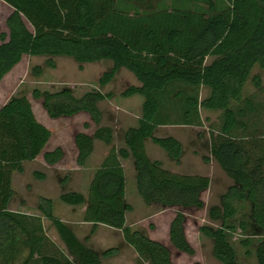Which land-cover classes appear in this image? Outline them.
Segmentation results:
<instances>
[{
	"label": "trees",
	"instance_id": "obj_1",
	"mask_svg": "<svg viewBox=\"0 0 264 264\" xmlns=\"http://www.w3.org/2000/svg\"><path fill=\"white\" fill-rule=\"evenodd\" d=\"M2 1L14 12L7 20L10 35H1L0 85L25 56L48 57L47 65L53 69L57 67L55 57H72L81 65L104 60L114 64L102 75L99 86L50 84L46 90L32 91L52 119L90 115L97 129L94 135H76L79 166H85L93 154L96 140L109 146L115 142V130L103 125L100 108L114 94L102 89L122 69L133 73L141 84L122 93L125 98L140 95L145 100L138 126L126 132V148L113 146L92 180L88 197L66 192L60 200L71 206L87 205L84 222L94 228L104 225L121 230L139 255L138 264H176L173 249L196 256L187 237L188 213L207 209L204 197L212 180L170 171L161 161L151 159L147 142L180 165L183 143L174 136L159 137L158 129L201 126V109L223 111L222 131L211 137V155L233 184L220 204L208 208L210 224L200 232L213 241V255L221 264H247L238 260L231 233L237 229L232 221L239 213L238 205L249 204L250 215L239 228L260 239L256 259L257 264H264V134L238 135V130L248 129L243 121L247 110L235 108L245 103L251 112L256 111L244 94L254 68L264 69V0ZM209 58L213 60L207 64ZM37 71L42 74V68ZM255 81L261 85L259 76ZM202 88L210 90L204 100ZM52 135L37 119L27 94L14 95L0 109V264H16L21 259V264H103L104 258L120 253L119 248L100 253L81 241L55 216L51 199L40 198L37 215L11 210L16 197L14 176L25 172V163L42 155L49 166L65 159L61 147L45 153ZM131 158L144 202L176 211L171 247L128 226L127 213L133 207L127 201L123 160ZM204 160L210 162V158ZM35 176L46 178L39 172ZM44 219L53 223L64 249L47 234ZM242 243L251 244L250 240Z\"/></svg>",
	"mask_w": 264,
	"mask_h": 264
},
{
	"label": "rangeland",
	"instance_id": "obj_2",
	"mask_svg": "<svg viewBox=\"0 0 264 264\" xmlns=\"http://www.w3.org/2000/svg\"><path fill=\"white\" fill-rule=\"evenodd\" d=\"M156 1V0H155ZM14 12L10 6L6 5L4 1L0 0V45L2 44L1 35L6 34L9 36L10 30L7 26V20L10 14ZM56 62V68L53 69L47 65L48 57H30L25 56L23 61L14 68V72L4 78L0 85V109L16 94H27L34 106L36 114L40 120L45 121L54 132V142H60L61 139L71 144L73 142L74 133L76 132H87L93 134L97 127L93 123L89 115H80L75 118H63V119H52L48 116L45 111L42 101L36 100L32 96V91L35 88L48 89L45 86L50 84H61V83H84L88 85L99 86V80L105 72H108L113 67L112 61H101L95 63H85L81 65L72 57H55L53 58ZM213 58L207 59L206 63L210 64ZM83 66V68H81ZM42 68V74L38 73L37 69ZM260 77L261 85L257 86L255 78ZM141 85L135 75L126 69H122L118 74L116 80H114L109 86L103 88L104 92L113 91L115 94L114 100L108 103H104L103 110L105 113L104 125L116 126L117 123L123 125L124 119H121L120 114L126 116L124 111H119L126 107L124 97L122 93L131 86ZM50 87V86H49ZM53 90L56 87L51 86ZM183 88V86H182ZM57 89V88H56ZM201 100L206 99L210 95V90L202 88ZM245 99H249L253 102L256 108L255 112H251L245 103L236 105L235 108H244L247 110V115L243 121L247 124L248 129L246 131L238 130V135H245L251 132H259L264 134V69L260 66H256L252 71L251 77L247 83L245 89ZM134 100V99H132ZM144 101V98H142ZM119 107V108H118ZM132 107L135 110L140 109L139 103L133 104ZM111 108L113 112L117 114V117L110 115ZM127 108V107H126ZM47 114V115H46ZM126 114V115H125ZM202 125L201 126H168L160 129L158 135H174L183 142L185 155L182 159L181 164L178 166L173 161H170L167 153L159 146H155L154 143L149 142V150L153 158L160 159L169 170L181 171L188 174H197L208 176L212 180V188L210 192L205 194V201L207 203V209L203 211H192L188 213L187 223V237L195 248L197 254L194 257L180 253L173 249V259L176 264H221L217 259L214 258L210 241L202 238L200 228L204 225L210 224L208 218V208L220 204L221 195L226 193L228 188L233 182L223 172L219 164L213 159L211 155V137L217 135L222 131L224 125V112L223 111H209L201 109L200 111ZM120 116V117H118ZM135 120V119H133ZM91 122V127L86 128V122ZM121 135L117 137V143H123ZM210 158V162H206L204 159ZM43 159H40L42 162ZM40 162H33L25 167V175L19 173L16 174L14 179V190L16 197L12 203V210L21 212L22 200L25 197L26 184L30 183L32 187L37 186L40 178L35 176V171L45 172L44 174L48 177V180L44 183L39 184L43 186L47 191L52 192L54 196V210L55 216L62 218L70 214V211L66 209L65 205L60 197L62 194L69 191H85L87 186L88 175L79 170L80 166L75 161L72 154H68L66 160L62 161L56 168L50 169L41 164ZM92 165H94L92 163ZM131 169V175H134V167L132 163H129ZM24 172V173H25ZM130 189L136 188L134 179L130 180ZM130 200L135 204L136 212L132 215V221H138L150 215L153 212L159 211L160 207H155L147 211H143L144 203L138 195V193L132 190L130 193ZM136 194V195H135ZM136 199L134 200V197ZM28 201L31 206L33 213L40 214L38 204L40 199L35 195L29 196ZM239 213L232 223L236 226V231L231 233V242L238 253V260L241 263L256 264V247L260 241L258 238L249 237L239 228V224L243 220H247L250 215V205L240 204L238 205ZM176 213V212H175ZM176 217V216H175ZM153 222L147 221L144 224L146 227ZM47 233L53 238L57 237L56 243L61 247L65 248L64 244L59 238V235L53 225V223L46 219L45 225ZM250 240L251 244L246 246L242 242ZM28 252H24L23 257L27 256ZM19 260L16 264H21Z\"/></svg>",
	"mask_w": 264,
	"mask_h": 264
},
{
	"label": "crops",
	"instance_id": "obj_3",
	"mask_svg": "<svg viewBox=\"0 0 264 264\" xmlns=\"http://www.w3.org/2000/svg\"><path fill=\"white\" fill-rule=\"evenodd\" d=\"M11 9H13V8L11 7ZM13 11H14V9H13ZM12 14H13V12L10 14V16ZM104 61H106V60H104ZM13 72H14V70L10 74H12ZM9 76L10 75H7V77H9ZM7 77L4 79V81L7 79ZM117 77H118V75L116 76V78ZM116 78L114 80H116ZM4 81H3V83H4ZM61 84H74V85H77V84H84V83H61ZM108 86H106L107 89H108ZM135 86H140V85H135ZM107 91L108 92H105V93H113L112 90L111 91L107 90ZM114 98H115V94H114ZM114 98L112 100H114ZM142 98L143 97L140 96V95H136V96L129 97V98H125L124 97V100L126 101L124 105L127 108L126 107H124V108H121V107L119 108L118 107L119 109H122V110H119V111H124L127 114V115L125 114L126 116H123V114H120L121 119L125 120V123L123 125H121L120 123H117L116 126H110V125H104L103 124L104 126L113 127L114 130H115V142H114V145H113L114 147H116L118 149L119 148H126V142H125L126 132L128 131V129L138 126L139 119H140V117L142 115V106H143L144 101H145V100L143 101ZM132 99H134V100H132ZM111 101L102 102L100 104V108L103 110L102 107H103L104 103H108V102H111ZM136 103H139V105H140V109L139 110H135L132 107V105L136 104ZM33 108H34V106H33ZM110 111H111L110 115H112L113 117H117V114H115V112H113L114 111L113 108H111ZM34 112H35V115H36L37 119L39 120V122H41L43 125H45L47 128H49L52 131V133H53L52 138H51L49 144L47 145V147L45 149V153L46 152H52V151L56 150L57 148L61 147L66 152L65 160L68 157V154H72L73 157L75 158V161H77L78 156H79V150H78V148L76 146V135L79 134V133H86V134H89V135H94L95 132L93 134H90V133H87V132H81V131L76 132V133H74L73 142L71 144L67 143L63 139H61L60 142H56V141L54 142V132H53V130L51 129V127L45 121L40 120L38 118L35 109H34ZM103 112H104V110H103ZM80 115H88V114L81 113L79 115H76L75 117L80 116ZM120 116H118V117H120ZM75 117H72V118H75ZM89 117H90V115H89ZM72 118H69V119H72ZM104 119H105V113H104ZM133 119H135V120H133ZM86 123L91 124L90 121H88ZM165 127H168V126H165ZM165 127H160L158 129V131H157V135H158L160 129H163ZM118 135L119 136L121 135V138H123L122 139L123 143H121V144L117 143ZM158 136L159 137H163V136H160V135H158ZM166 136H168V135H166ZM170 136H174V135H170ZM174 137H176V136H174ZM149 142H151V141L147 142V152H148L149 156L153 160L161 161L160 159H156V158L152 157L151 152L149 150ZM113 146H109V145L105 144L104 142H101V141H98V140L95 141V149H94L93 154L88 159V161L86 162L85 166H83V167L80 166V168H79V170L81 172L86 173L88 175V177H89L88 180H87L86 190L82 191V192L78 191V190L69 191V192H80V193L84 194L86 197L89 196V189H90V185L92 183V180H93L97 170L102 166L103 162L108 157V155H109L111 149L113 148ZM41 158L43 159L42 162H40ZM170 161H172V160L170 159ZM33 162H40L41 164L43 163V165L45 167L50 168V169L56 168V166H58V165L49 166L45 162L44 155H42L38 160L33 161ZM33 162L25 163V167H26V165H28L30 163H33ZM92 163L94 165H92ZM129 163H132L133 167H134V175L133 176L131 175V169L129 168ZM123 165L125 167L126 175H127V201L133 207V210L131 212L127 213L128 226H130L134 230L143 231L151 239L156 240V241H160V242H162V243H164V244H166V245L171 247L170 229H171V224H172V222H173V220H174V218L176 216V213H175L176 211L175 210H168V209L166 210V209H164L163 207H161L159 205H150L149 206V205H147L144 202L143 198L140 196L142 201H143V203H144L143 205L145 206L143 211H147V210L155 208L157 206L160 207V210L151 213L150 215H148L147 217L143 218L142 220L139 219L138 221L137 220L136 221H132V215L136 212V209H135V204L130 200V195H131L130 193H132V190L134 189V192L135 193L137 192L138 195H140L139 192H138V187H137V170H136V167H135L134 160L132 158L128 159V160H123ZM170 171H172V170H170ZM36 172H39V173H42V174H46L45 172H41V171H38V170L35 171V173ZM172 172L179 173V174H188L186 172H181V171H172ZM23 175L26 176L27 175L26 172L23 173ZM188 175H197V174H188ZM15 177H16V174L14 176V179H15ZM132 177L134 179L136 188H134L135 186L134 187L131 186V188H133V189H130L129 178L131 180ZM47 180H48V177H46L45 179H39V180H37L38 181L37 183L41 184V183L46 182ZM39 184L37 186H34V187H32L30 183L26 184L25 193L23 194V195H25V197L23 198L22 204H21L22 207H23L22 208L23 211H21L22 213H25V214H28V215H37V213H33L31 211L32 208H31L30 203L28 201L29 196L35 195L38 199L47 198V199L54 200V196L52 195V192L47 191V189H44L43 186H39ZM13 187H14V182H13ZM211 188H212V186H211ZM211 188H210V190H211ZM210 190H209V192H210ZM221 197H222V195H221ZM135 199H136V196L134 197V200ZM11 206H12V204H11ZM11 206H10V208L12 210ZM65 207H66V209H68L70 211V214H67V216L62 217L60 219L62 221H64L65 223H67L74 230V232L76 233L78 238L81 241L85 242L90 248H92V249H94V250H96V251H98L100 253H102V252H104V251H106L108 249H111V248H119L120 249L119 255H117L115 257L107 258V259L104 258L102 260L103 264H138L140 257L137 254V252L135 251V249L126 243L125 238H124V234H123V232L121 230H116V229H113V228H110V227H107V226H104V225H98V227L94 228V224L84 222V215H85V212L87 210V205L71 206V205H67L66 204ZM55 209L56 208L54 207V210ZM151 220L153 222H151L149 224V226L146 227V225L144 223L147 222V221H151ZM44 224L46 225V220L45 219H44ZM93 231H94V233H92ZM87 238H89V239L87 240ZM202 238H203V236H202ZM52 239L56 242V240L58 238L57 237H53ZM204 239H207V238H204ZM206 241H210V244H211V247H212V252H213V245H214L213 241L210 240V239H207ZM256 261H257V259H256ZM256 264H257V262H256Z\"/></svg>",
	"mask_w": 264,
	"mask_h": 264
}]
</instances>
